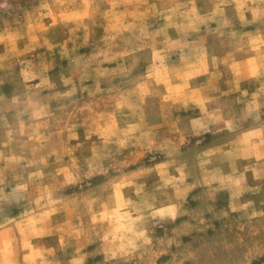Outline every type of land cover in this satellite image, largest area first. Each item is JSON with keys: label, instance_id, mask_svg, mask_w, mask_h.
Returning a JSON list of instances; mask_svg holds the SVG:
<instances>
[{"label": "clouds", "instance_id": "obj_1", "mask_svg": "<svg viewBox=\"0 0 264 264\" xmlns=\"http://www.w3.org/2000/svg\"><path fill=\"white\" fill-rule=\"evenodd\" d=\"M0 264H264V0H0Z\"/></svg>", "mask_w": 264, "mask_h": 264}]
</instances>
